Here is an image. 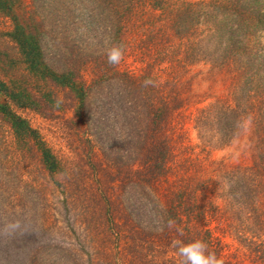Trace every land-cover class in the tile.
Here are the masks:
<instances>
[{"label":"trees","instance_id":"trees-1","mask_svg":"<svg viewBox=\"0 0 264 264\" xmlns=\"http://www.w3.org/2000/svg\"><path fill=\"white\" fill-rule=\"evenodd\" d=\"M60 1L70 18L81 11L55 37L67 59L62 107L47 85L40 111L33 90L0 71V264H180L173 241L196 239L224 264H264V48L254 41L264 0ZM16 31L40 72V47ZM114 44L126 47L117 66L106 55ZM6 58L0 51V70ZM202 65L226 92L194 91ZM20 106L72 112L89 163L79 170L58 155ZM21 190L39 195L44 245L28 247L29 227L5 232Z\"/></svg>","mask_w":264,"mask_h":264},{"label":"rangeland","instance_id":"rangeland-1","mask_svg":"<svg viewBox=\"0 0 264 264\" xmlns=\"http://www.w3.org/2000/svg\"><path fill=\"white\" fill-rule=\"evenodd\" d=\"M68 10L70 11L69 8ZM70 12L73 15L79 12L81 13L80 10L77 12L75 9H72ZM73 15H71L72 18L68 17L66 7L63 6V2L61 3L60 0H0V51L6 53L7 62L9 61L8 64H10V66H6V68L0 71H3L1 72L3 75L12 76V81L9 82L13 86H18L19 90L26 87L33 90L37 97V107L40 111L46 109L45 107L50 103L49 99L43 97L42 94L46 89L40 92V89L46 88L47 85L59 90L61 98L65 99L63 72L67 64V59L63 55L61 43H59V40H55V37L60 36L62 27L67 25L69 20L75 18ZM74 21H77L76 18ZM18 26L25 30L24 33L26 35L32 36L31 39L34 43H37V46L42 51L41 55L44 64L38 73L37 70L32 68L33 62L28 57L27 52L24 53L20 50L17 44L15 36H17L16 28ZM254 41L262 50L264 48V32L256 35ZM14 59L15 62L10 63V60L12 61ZM49 66L55 72V77H51L52 80L50 76L46 79L42 74L44 71L47 72V67ZM7 69L11 70L6 71ZM10 77L4 78L10 80ZM189 77H194L193 89L196 92L211 94H223L226 92V85H224L221 77L211 78L209 67L207 66L202 65L197 67ZM45 94H47V91ZM6 101L5 93L0 92V104L3 105ZM61 105L60 107H62ZM16 112L27 118L32 126L41 132L49 146L58 155L65 157L66 161L70 162L74 168L80 170L78 165L89 163V148L87 143L84 142L85 137L77 132V124L71 121L73 116L72 112L63 111L65 114L64 118H61L58 112L57 118L44 117L37 110L30 108V106H20ZM65 120H67L66 123L64 122ZM6 126V129L10 128L8 124ZM192 137L197 139L196 131L194 130H192ZM233 148L218 151L215 153V157L229 153ZM36 175H33L34 178ZM15 185H19L20 189H25L22 187L23 185L21 186L20 182H16ZM38 197L39 195L33 192L27 193L25 190H21L19 197L20 214L17 217V221H20L22 229H19L18 236L21 237L25 232V228L29 227L27 237L29 236L30 240H28L27 245L30 248L38 246V243L40 245H44L46 242L48 243L50 236V233H43L42 230H39V222H41L39 219V207L41 203ZM60 203L57 202L54 208L57 207L56 210H59L56 213V219L62 221L64 211L61 210L62 203ZM57 204L59 205L57 206ZM23 207H28L27 216L23 215Z\"/></svg>","mask_w":264,"mask_h":264},{"label":"clouds","instance_id":"clouds-1","mask_svg":"<svg viewBox=\"0 0 264 264\" xmlns=\"http://www.w3.org/2000/svg\"><path fill=\"white\" fill-rule=\"evenodd\" d=\"M126 47L123 44H114L107 50V62L110 65L117 66L125 58ZM146 84H150L151 81H145ZM62 98H58L55 102V107H59L62 103ZM169 227L174 224V221H169ZM21 228L20 221H16L10 225H7L5 232L8 229L13 231ZM172 246L177 249V254L181 258L180 264H224V260L218 257L214 251L209 249L208 244L202 239H196L188 243H183L179 240H175Z\"/></svg>","mask_w":264,"mask_h":264}]
</instances>
